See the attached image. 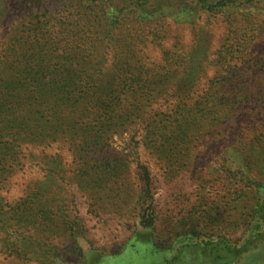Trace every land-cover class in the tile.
<instances>
[{
    "label": "rangeland",
    "instance_id": "374dc122",
    "mask_svg": "<svg viewBox=\"0 0 264 264\" xmlns=\"http://www.w3.org/2000/svg\"><path fill=\"white\" fill-rule=\"evenodd\" d=\"M116 1L0 0V264H264V0Z\"/></svg>",
    "mask_w": 264,
    "mask_h": 264
},
{
    "label": "trees",
    "instance_id": "16d2710c",
    "mask_svg": "<svg viewBox=\"0 0 264 264\" xmlns=\"http://www.w3.org/2000/svg\"><path fill=\"white\" fill-rule=\"evenodd\" d=\"M32 3H37L38 5L41 4L42 2L47 3V2H55V1H60V0H30ZM106 1L107 0H71L72 5H74L76 8L83 10L86 15L92 17L90 19L92 21L91 25L92 27L98 29V28H103L106 30V32L109 33L111 31V23L110 19H113L111 15L107 14V6H106ZM111 1L113 5L117 4L116 0H108ZM204 5L207 9H210L213 7V4L215 0H203ZM219 1V0H218ZM239 0H230V2L235 3L238 2ZM245 0H240V3H244ZM128 5L131 7V11L133 13V18L132 20L135 21L136 23L140 24L142 20H146L148 18V15L153 14L155 15L158 13V16H164L166 15V9L164 8V0H130L127 1ZM178 4L182 3L181 9L184 11V13L187 12L188 6L190 5V1H183V0H177ZM135 7V9L132 8ZM112 33V32H111ZM33 38L35 39L32 42V47H29L26 49L25 54H21V47L19 48L17 46V43H11L10 50L13 54V56H20L23 55L26 60L35 59L37 55H39L36 52V47L37 45L41 46L43 48L44 46H48L49 40L46 38L45 34H40L39 29L33 30ZM41 36V38H39ZM246 41V38H242V42H238L240 45ZM18 43H21V41H18ZM32 49V51L30 50ZM241 49V48H240ZM94 87L98 88L99 85L94 84ZM126 87H129L130 90L128 92L124 91L123 93L125 95L129 94H134V84H126ZM99 95V94H98ZM162 129V128H161ZM150 131V130H148ZM183 134V132H180ZM148 134H151V132H148Z\"/></svg>",
    "mask_w": 264,
    "mask_h": 264
}]
</instances>
